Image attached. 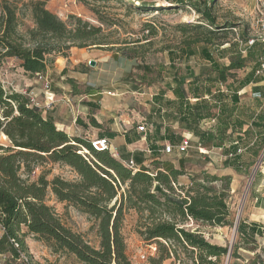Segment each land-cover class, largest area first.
<instances>
[{
  "label": "trees",
  "instance_id": "16d2710c",
  "mask_svg": "<svg viewBox=\"0 0 264 264\" xmlns=\"http://www.w3.org/2000/svg\"><path fill=\"white\" fill-rule=\"evenodd\" d=\"M46 1L31 3L34 27L25 34L17 30L15 7L4 1L0 3V63L4 58H15L25 73L34 75L45 73L49 62L47 55L62 54L66 57L64 53L73 46L83 48L91 44H106L97 40L102 35L100 26L75 16H70L73 23L69 26L45 7ZM80 1L86 3V0ZM164 1L168 6H155L153 2L141 0L135 8L150 11L191 7L198 14L200 23L179 25L182 33L188 28L196 32L185 42L180 55L186 58L193 56L195 50L192 45L200 44L199 54L208 62L210 70L206 74H195L186 68L188 72L184 75L173 73L166 89L159 90L154 96L152 113L145 122L147 131L144 136L150 151L147 163L142 164L144 155L140 151L128 157L120 155L117 159L107 150H94L88 140L69 136L57 129L52 118L43 116L40 109L31 106L26 96L4 89L0 83V134H4L9 142L8 145L0 144V255H9L6 264H39L33 261L28 251L25 242L28 234L45 243L53 253L74 255L84 264H131L121 233L126 209L146 213L139 233L145 241H155V248L149 247V264H162L173 255L159 239L172 242L173 249L175 244L183 249L196 250L197 264H219L220 258L226 255L225 246L210 243L198 231L187 229L184 222L211 227L230 225L227 197L231 177L210 174L205 170L186 174L182 167L176 168L161 160L163 144L160 141L176 145L183 138L164 125L166 119H171L192 132L203 147H221L230 125L228 115L214 129L203 130L199 122L214 114L213 102L239 101L237 92L249 82L263 59L260 57L264 56V42H254L243 55L236 42L217 40V33L224 30H217L221 27L216 25L212 14L214 0ZM231 26L225 24L223 27ZM147 30L154 33L150 25ZM247 36L245 31L239 35L243 42ZM225 43L228 46L221 47ZM225 55H228L227 64L219 60ZM251 60L254 66L246 78L236 81V85L226 84L230 94L219 88L212 90L217 83H226L234 70L244 68ZM165 90L170 91L174 98L165 99ZM189 97L195 102H190ZM208 97L210 100H206ZM76 122L82 124L79 118ZM90 124L100 127L94 118H90ZM162 128L164 134H161ZM105 136L113 137L114 133H100V137ZM81 148L88 151V155L80 152ZM227 151L226 165L239 171L237 142L231 140ZM253 154L258 153L254 150ZM131 158L137 165L136 170L123 164ZM45 161L66 164L77 178L67 180L54 176L47 180L45 174H40L36 180L30 181L28 175L33 166ZM183 162L180 160V164ZM23 173L27 177H22ZM183 175L188 177L186 184L178 181ZM48 191L57 201L75 207L96 221L97 247L62 222L54 208L46 203ZM239 233L245 235L240 220L237 236ZM235 249L234 245L231 256L240 258Z\"/></svg>",
  "mask_w": 264,
  "mask_h": 264
},
{
  "label": "rangeland",
  "instance_id": "374dc122",
  "mask_svg": "<svg viewBox=\"0 0 264 264\" xmlns=\"http://www.w3.org/2000/svg\"><path fill=\"white\" fill-rule=\"evenodd\" d=\"M2 1L15 7L18 21L17 30L20 34H25L28 29L34 27L30 5L37 0H0V3ZM140 1L86 0V3H82L80 0H47L45 7L69 26H72L73 23L70 16L78 17L91 25L100 26L102 35H99L97 40L106 44H91L83 48L73 46L64 53L67 55L66 57L62 54L47 55L49 62L45 73H41L44 76L41 79L35 74L29 75L21 71L19 60L4 58L0 63L1 85L6 90H13L12 87L26 90L27 88L24 89L25 81L29 79L31 80L30 86L43 89L46 79L50 83V90L54 93L64 92L66 95H73L90 92L95 94L90 98L96 100H101L104 96L106 100L112 102L103 104L105 108L102 109L103 115L98 116L102 120L100 130H108V127L114 124L119 129L120 126H124L123 124L133 128L138 124L148 122V116L151 115L154 107V96L159 90L166 89L167 83L172 81L173 73L184 75L188 72L186 68H189L195 74H206L210 69L208 62L202 59L199 54L200 44L192 45L195 50L193 56L186 58L184 55H180L181 49L185 48V42L193 38L196 32L194 29L188 28L185 33H182L178 29L179 25L200 23L198 14L191 7L140 11L135 8ZM144 1L153 2L155 6H168L164 0ZM212 14L215 16L216 25L221 27L217 30H224L217 33V40L228 41L229 43L236 42L241 50L242 47L238 42L240 33L242 31L248 35L252 33L251 12L245 0H214ZM202 23L210 28L205 22ZM225 24L232 26L225 28L223 27ZM149 25L153 27V34L147 30ZM224 35L225 38L222 37ZM225 46H228V43L221 47ZM58 57L63 59L56 60ZM91 60L94 61L93 64L89 63ZM219 60L227 64L228 55L219 58ZM60 62H64L63 69L58 67ZM56 63L57 65H55ZM253 66L254 61H249L244 68L234 70L233 76L229 77L226 83H217L212 90L216 91L219 88L224 93L230 94L226 84L236 85V81L242 79L244 74L249 72ZM185 87L187 88V85ZM237 94L239 95L238 102H264V98L257 99L251 96V92L244 93L242 89ZM168 96L173 95L170 91L165 90L164 98L171 99ZM189 98L190 102H195V99ZM206 100H210L209 97ZM60 101L67 102L66 98ZM161 105L166 109L164 102ZM40 110L42 115L46 116L45 112ZM88 121L90 123V119ZM164 125L178 135L186 132V129L180 127L175 120L166 119ZM199 125L201 129L202 127L214 129L216 121L206 125L205 121H200ZM247 125L249 126L248 134L237 135L228 129L227 136L230 137L226 136L221 147L205 146L209 150L208 153L201 150L205 147L200 145L198 138L192 135L191 148L187 153L178 154L174 152L171 154L161 153L160 155L161 160L176 165L177 168H179L180 160H183L184 162L180 164V167L185 170L186 174H195L205 170L210 174H229L231 177L227 197L230 225L211 227L199 226L191 221L184 222L187 229L198 231L210 243L225 246L227 253L230 251L229 254L226 253L220 258L219 264L241 263L236 260V257L231 256L234 245L236 246L235 252L242 253L238 249L239 241L237 231H234V225L239 221L244 205L251 195L256 177L254 171L256 161L264 160V136L255 138L257 131H262V128L257 126L256 122L246 124L243 128H246ZM97 129L92 128L94 132L99 131ZM74 134L76 133L72 131L68 133L69 136H76ZM161 134H164L163 128ZM238 136L243 139L237 143V153L240 154L239 163L241 166L240 170L236 171L226 165L225 159L226 154L229 153L227 150L230 141H236ZM252 141L253 144H251ZM0 144H9L7 138H3L2 134H0ZM254 150L258 154H253ZM80 152L88 155V151H84L83 148L80 149ZM40 174H45L47 180H51L54 176H60L67 180L77 178L76 173L66 164L50 161L36 163L28 178L33 181ZM22 177L27 176L23 173ZM178 181L181 184H186L188 177L183 175L178 178ZM46 203L54 208L67 227L82 234L91 245L98 246L97 225L92 217L69 204L57 201L50 191L46 195ZM145 215V212L138 213L133 209H126L123 214L121 233L125 242L126 254L131 264H149L148 258L144 260L143 256L147 257L149 247L155 248V241H145L139 233ZM158 241L173 252V255L171 254L162 264H197L196 250L183 249L174 244V253L172 242L163 241V239ZM25 242L33 261L39 264H84L78 261L74 255L53 253L45 243L37 240L31 234L25 237ZM8 259V254L0 255L2 264H6ZM16 262L19 263V261Z\"/></svg>",
  "mask_w": 264,
  "mask_h": 264
},
{
  "label": "crops",
  "instance_id": "0c3cea01",
  "mask_svg": "<svg viewBox=\"0 0 264 264\" xmlns=\"http://www.w3.org/2000/svg\"><path fill=\"white\" fill-rule=\"evenodd\" d=\"M244 54H246V52ZM260 58L262 59L264 56ZM60 59L62 60L63 58L58 57L56 60ZM65 60L67 59L65 58ZM63 63L64 62H60V65L58 66L59 69H63ZM55 65H57V63ZM20 70L23 71L21 68ZM251 71L252 68L249 72L244 74L243 78H246ZM25 82L24 89L27 88L26 90H28V92L35 94L36 100L40 106H43L48 101L49 97L44 93L42 88L39 89L30 86L31 80L28 79V81ZM241 89L244 93L251 92V96L257 99H262L264 97H256L254 96V93L262 92L264 90V78L255 75V72H253L249 82ZM93 95L95 94L90 92L66 95L64 92L54 93L50 90V97L56 101L49 110L43 107H41V109L45 112L46 116L52 118L57 129L62 130L67 134L72 131L76 133L74 135L87 140L88 138L94 137L101 138L100 133L102 132L114 133L113 137H107L111 144L110 153L114 157L120 159V155L128 157L130 155L132 156L133 152L140 151L144 155L142 164L147 163V158L150 156L149 146L144 134L138 132L135 127L132 128L123 124L124 126H120L118 129L114 124L109 126L108 130H100L102 120H100L98 116H100V114L103 115L102 109H105L103 104L112 101L106 100L104 96L101 100L90 98L93 97ZM168 97L171 99L174 98V96ZM63 98H66L67 102L60 101ZM213 104L214 108L212 109V112L214 114L201 120L205 121V125L214 121H216V125H218L227 114L229 117L228 123L230 125H228L226 133H228V129H230L231 133L235 132L237 135H240L241 133L248 134L247 131L249 130V126L247 125L246 128L243 127L246 124L256 122L257 125L259 124L258 126L262 128V131H257L258 133L255 135V138L257 139L264 136V102H213ZM77 118L82 121V124L76 122ZM90 118H94L95 121L100 124V127H95L98 128L97 130L99 131L94 132L92 130L94 126L89 123L88 120ZM202 129L208 130L210 128L202 127ZM192 135L193 133L188 130L181 134L182 137L190 139V143L192 141ZM242 139L241 136H238L234 143H238V141ZM160 143L163 144V141H160ZM251 144H253V141ZM201 150L204 153H208L209 151L206 147L205 149L201 148ZM257 162H259L260 165L255 171L256 177L254 178L251 195L245 203L243 213L239 218L245 234L243 236L239 233L237 236V239L239 240L238 249H240L242 253L238 252L241 257L236 258V260L240 261V264H264V160L256 161V163ZM173 166L177 168L176 165Z\"/></svg>",
  "mask_w": 264,
  "mask_h": 264
},
{
  "label": "built area",
  "instance_id": "2783aa9c",
  "mask_svg": "<svg viewBox=\"0 0 264 264\" xmlns=\"http://www.w3.org/2000/svg\"><path fill=\"white\" fill-rule=\"evenodd\" d=\"M245 2L249 5L250 12H251L250 25H251L252 33L247 36V39L245 42H243L241 39L238 40L240 46L242 47L241 49L242 54H244L246 52L247 47L253 45L254 42L256 41L264 42V0H245ZM35 75L39 79L44 77L41 73H36ZM255 75L261 76L264 78V58L260 61L259 67L255 70ZM12 88L13 90L20 92L21 94L26 96L29 100V104L31 106L37 107L38 109H41V107L45 109H49L56 101L50 97V83L46 79H45L43 91L49 97V99L43 106H40V104L36 100L35 94L27 92V90H23V89L19 90L14 87ZM254 96L264 97V91L262 93L255 92ZM136 130L138 132L145 134V132L147 131L146 123L144 122L142 124H138L136 126ZM87 140L91 148H93L94 150L96 151H106L107 150L110 152L111 144L108 138L94 137V138H88ZM190 148H191L190 139L183 137L181 141L176 145H173L168 141H164L163 148L161 149V153L171 154V153L177 152L178 154H185L189 151ZM123 164L132 170L137 169V165L134 163L132 158L129 159L128 161H124ZM0 234H1V230H0ZM229 253L230 251H228L227 254ZM147 257H148V254H147ZM147 257L143 256V259L146 260ZM0 264L2 263L0 262Z\"/></svg>",
  "mask_w": 264,
  "mask_h": 264
},
{
  "label": "water",
  "instance_id": "95a60500",
  "mask_svg": "<svg viewBox=\"0 0 264 264\" xmlns=\"http://www.w3.org/2000/svg\"><path fill=\"white\" fill-rule=\"evenodd\" d=\"M89 63H90V64H93L94 61L91 60ZM259 165H260L259 162H257L256 165H255V170H254V171H256V170L258 169ZM237 225H238V222L235 223V225H234V231H237Z\"/></svg>",
  "mask_w": 264,
  "mask_h": 264
},
{
  "label": "bare ground",
  "instance_id": "6f19581e",
  "mask_svg": "<svg viewBox=\"0 0 264 264\" xmlns=\"http://www.w3.org/2000/svg\"><path fill=\"white\" fill-rule=\"evenodd\" d=\"M2 136H3V137H5V135H4V134H2Z\"/></svg>",
  "mask_w": 264,
  "mask_h": 264
}]
</instances>
